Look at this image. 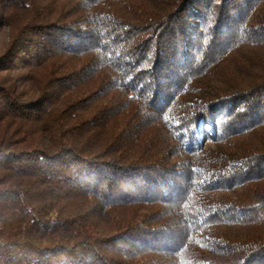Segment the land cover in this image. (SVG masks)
Wrapping results in <instances>:
<instances>
[{"label":"trees","instance_id":"1","mask_svg":"<svg viewBox=\"0 0 264 264\" xmlns=\"http://www.w3.org/2000/svg\"><path fill=\"white\" fill-rule=\"evenodd\" d=\"M1 29L0 264H264V0H0Z\"/></svg>","mask_w":264,"mask_h":264},{"label":"rangeland","instance_id":"2","mask_svg":"<svg viewBox=\"0 0 264 264\" xmlns=\"http://www.w3.org/2000/svg\"><path fill=\"white\" fill-rule=\"evenodd\" d=\"M7 39V29L0 30V49L3 47ZM11 78L17 88V92L21 97H26L33 91V83L29 72L25 69L18 68L11 73Z\"/></svg>","mask_w":264,"mask_h":264}]
</instances>
